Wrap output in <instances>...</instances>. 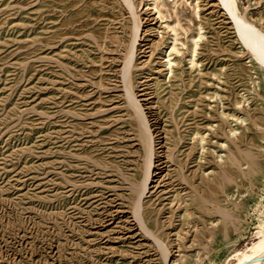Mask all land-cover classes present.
Returning a JSON list of instances; mask_svg holds the SVG:
<instances>
[{
  "label": "rangeland",
  "instance_id": "1",
  "mask_svg": "<svg viewBox=\"0 0 264 264\" xmlns=\"http://www.w3.org/2000/svg\"><path fill=\"white\" fill-rule=\"evenodd\" d=\"M219 1L0 0V264H238L263 238L264 67ZM234 4L264 35V0Z\"/></svg>",
  "mask_w": 264,
  "mask_h": 264
},
{
  "label": "bare ground",
  "instance_id": "2",
  "mask_svg": "<svg viewBox=\"0 0 264 264\" xmlns=\"http://www.w3.org/2000/svg\"><path fill=\"white\" fill-rule=\"evenodd\" d=\"M220 1L222 2L224 10H226L228 12L230 18L232 19L238 37L243 42V44L247 47V49L250 51V53H252V55L256 58V60H258L260 62V64L264 67V35L257 28L251 27L242 16L237 14L235 4H234V0H220ZM124 2H126L131 9L130 0H124ZM136 30L137 29L135 26V31ZM136 33L137 32H134V34H133V41L132 42H134ZM132 45L134 46V44L133 43L131 44V48L133 47ZM131 50L133 52V49H131ZM132 52L130 54H132ZM130 54L128 53V55H129L128 58L130 56H132ZM124 64H125V68H127L131 65V64H129L128 60ZM124 73L126 74V72H124ZM126 89H127V93H128L127 95L129 98V103L133 107L136 117L140 120L141 127H142V130L144 132V137L146 140L148 156L150 157V155L152 153L151 152V140H150L149 135L146 134L147 127L144 124V122L141 120V114L142 113L138 109L136 101L130 95L131 93L128 89V85L126 86ZM150 165H151V160L149 158L146 160V165H145V170H144V178H143L141 184L139 183L141 191L146 186V182H147V179L149 177ZM140 209H141V203H140V199H138L135 203V210H134L135 213L134 214H135V217L139 220L140 225L142 227H144V223L142 221L143 219H142V215H141L142 213L140 212ZM257 233H263V230H258ZM261 257H264V236L259 242H257L251 248H249V251L238 252V264H255L257 262V260Z\"/></svg>",
  "mask_w": 264,
  "mask_h": 264
}]
</instances>
